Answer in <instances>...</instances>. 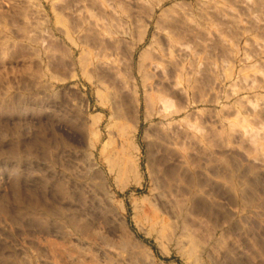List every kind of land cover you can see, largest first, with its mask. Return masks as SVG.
Masks as SVG:
<instances>
[{
	"label": "rangeland",
	"instance_id": "obj_1",
	"mask_svg": "<svg viewBox=\"0 0 264 264\" xmlns=\"http://www.w3.org/2000/svg\"><path fill=\"white\" fill-rule=\"evenodd\" d=\"M162 154L199 264H264V0H0V264H193L145 222Z\"/></svg>",
	"mask_w": 264,
	"mask_h": 264
},
{
	"label": "bare ground",
	"instance_id": "obj_2",
	"mask_svg": "<svg viewBox=\"0 0 264 264\" xmlns=\"http://www.w3.org/2000/svg\"><path fill=\"white\" fill-rule=\"evenodd\" d=\"M131 109L132 108L130 107V110ZM130 112L132 113V110ZM117 114L115 116H117ZM159 144L161 143L159 142ZM161 146L162 147L158 146L162 148L163 152L162 151L161 152L164 154L169 153L170 156L171 151L168 152L169 149L165 148L164 145ZM167 147H169V145ZM164 154H162L161 157H156V156L155 158L153 157V159H151L152 164L150 165L152 166L153 169V178H154L153 180L156 182L157 188L159 189V196L162 206L165 209L167 207L171 209L170 211L171 216L169 217V219L163 218L161 216L162 214L157 210V208L151 207L149 208V210L145 212V217H144L145 222L149 224L151 228V232L152 233L155 232L157 234L156 235L157 238L166 240L170 244L174 245L177 252L179 253V255H181L182 258L184 259L192 258L193 264H199L201 258L203 257V254L206 252L207 247L209 245L208 243L209 237L208 238L205 237L206 238L205 239L200 235L201 233H199V231L201 230V228L199 227L201 225L198 226L197 225L198 219L196 221V218L193 219L192 217V216L195 217L196 213L190 211V209L185 206V204L181 201V199H179L178 193L176 189H174V184H173L177 175L176 173H174V171L176 170L172 169L170 163H168L167 159H165L166 155ZM129 174L132 180L130 184H134V185L139 184V179L134 168L133 169L130 168ZM124 188L125 185L121 187L120 190L123 191ZM69 222L71 223L74 232L79 236L85 237L87 240L92 241L94 239L102 238L104 240L105 245L109 249L114 250V252L118 254V257H123L125 254H128L131 258H133V255L135 253L132 248L141 247L142 245L141 242L137 240L134 233L127 229V227L125 226V221H122L123 232L121 233V235L118 236V239H114V240L110 239V237L107 236V233L106 234L105 232L100 233L99 231H96L95 229L86 226L85 223L82 224L81 226L75 217L71 218ZM213 224L215 225L214 222ZM211 229L212 228H210V230ZM109 232L112 233L111 230ZM151 232H147V235L152 234ZM205 236H207V234H205ZM217 243L220 244L221 240H218ZM187 246H189L188 251L186 248ZM215 249L216 247L214 246L213 250ZM128 258L129 257H127L126 259ZM105 264H114V258H111V255L107 256Z\"/></svg>",
	"mask_w": 264,
	"mask_h": 264
}]
</instances>
